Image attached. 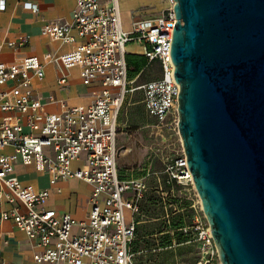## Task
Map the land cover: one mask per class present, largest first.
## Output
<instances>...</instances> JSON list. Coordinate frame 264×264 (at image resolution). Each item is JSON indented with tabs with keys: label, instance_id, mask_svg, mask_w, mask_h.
<instances>
[{
	"label": "built area",
	"instance_id": "obj_1",
	"mask_svg": "<svg viewBox=\"0 0 264 264\" xmlns=\"http://www.w3.org/2000/svg\"><path fill=\"white\" fill-rule=\"evenodd\" d=\"M7 2L0 0V11L7 9ZM169 3L159 15L132 13L127 27L121 0H76L71 22L45 25L53 40L79 42L63 54L49 52L43 58L27 55L8 61L3 58L4 51L20 52L29 45L30 36L0 42V222L12 221L35 242L37 262L135 264L134 242L141 223L138 216L151 171L147 168V173L139 175L134 168H120L119 135L134 95L142 91V103L156 119L159 134L166 141L181 137V88L171 55L175 1ZM25 6L39 11L35 4ZM133 45L139 46L137 53L149 62H158V78L139 83L141 74L129 76L127 54ZM48 64L58 67L57 82L63 87L68 83L67 71L79 68L84 85L100 87L94 101L70 105L54 93L41 94L34 81L46 80ZM54 104L59 110L48 109ZM19 162L47 172L51 186L74 178L88 183L87 218L77 220L69 212L48 208L51 190L24 184L15 175ZM154 175L160 193L175 192L177 198L189 201L192 227L211 243L213 237L210 227L206 228L184 148L168 156L165 168ZM173 213L166 211L168 224Z\"/></svg>",
	"mask_w": 264,
	"mask_h": 264
},
{
	"label": "water",
	"instance_id": "obj_2",
	"mask_svg": "<svg viewBox=\"0 0 264 264\" xmlns=\"http://www.w3.org/2000/svg\"><path fill=\"white\" fill-rule=\"evenodd\" d=\"M179 129L222 264H264V0H174Z\"/></svg>",
	"mask_w": 264,
	"mask_h": 264
},
{
	"label": "rangeland",
	"instance_id": "obj_3",
	"mask_svg": "<svg viewBox=\"0 0 264 264\" xmlns=\"http://www.w3.org/2000/svg\"><path fill=\"white\" fill-rule=\"evenodd\" d=\"M168 6L169 0H121L127 27L130 26L131 15L135 10L143 16H154L162 13ZM159 76L158 63L148 62L138 82L144 83ZM72 79L74 87L78 81L77 70L72 71ZM80 89L84 90L82 87ZM142 98L143 92H136L134 100L138 103L130 108L128 118L122 119L127 124L120 129L119 142L129 149L121 152V169L134 168L139 175L147 173V168L151 171V175L147 177L148 189L138 216L142 222L134 242L135 264H222L214 239L208 243L192 227L194 219L189 201L177 198L175 192L162 194L157 189L158 181L154 173L162 171L168 156L181 151L184 146L181 137L166 141L159 134L155 126L156 119L147 113L144 104L140 102ZM23 178L34 185H48L47 174L34 172L24 175ZM69 188L81 195L88 190V186L77 179L69 181ZM177 191L176 189V193ZM166 211L174 212L171 224L165 218ZM74 215L79 219L84 211L78 210ZM204 220L206 228H209L206 216Z\"/></svg>",
	"mask_w": 264,
	"mask_h": 264
},
{
	"label": "crops",
	"instance_id": "obj_4",
	"mask_svg": "<svg viewBox=\"0 0 264 264\" xmlns=\"http://www.w3.org/2000/svg\"><path fill=\"white\" fill-rule=\"evenodd\" d=\"M25 3L37 5L39 11L35 12L27 8ZM75 6L76 0H8L7 9L5 11H0V42L5 39H17L27 34L30 36V43L17 53L10 49H6L3 53V58L8 61H18L27 55H37L43 58L45 54L49 52L63 54L75 49L79 42L75 44H66L53 40L45 30V25L50 22H71ZM134 12H136V10ZM138 49L139 46L137 45L130 46L131 53H137ZM73 70H77L78 73V81L74 87H72ZM46 71V80L39 81L36 79L34 81L35 87L44 96H47L49 93H54L58 98L65 99L70 105H88L94 101L100 91L99 86L90 87L83 84L79 68L77 67L67 71L69 76L68 83L64 87L60 86L57 82L60 71L56 65L48 64ZM81 87L84 88V90L80 89ZM140 102L142 103V100ZM137 103L138 102L134 100L131 106H129L127 111L128 114L130 108ZM48 109L59 110V107L54 104L48 106ZM128 114L126 118H128ZM122 124L123 127H125L127 122L122 121ZM120 146L122 147L121 152L129 150L126 149L127 147L123 144H120ZM20 168L23 170L20 171ZM122 170L126 171L128 169ZM34 172L47 174L48 185L45 187L34 185L23 178L24 175ZM15 175L24 184L30 185L36 189L49 188L51 194L47 204L48 208L56 209L60 212H69L74 217V213L78 210H82L84 211V215L77 220H85L87 218L90 209L88 201L91 195V186L88 183L77 179L88 186L87 192L83 195L69 188V181L73 179L60 181L56 186H51L50 175L47 172H38L33 165H25L20 162L15 166ZM59 188L61 191L58 190ZM66 204H68V207ZM5 207H7V205H5ZM0 233L2 234L0 239V264H63L60 262H37L34 259V254L38 251L35 242L29 239L24 232L20 231L12 221L0 222Z\"/></svg>",
	"mask_w": 264,
	"mask_h": 264
},
{
	"label": "trees",
	"instance_id": "obj_5",
	"mask_svg": "<svg viewBox=\"0 0 264 264\" xmlns=\"http://www.w3.org/2000/svg\"><path fill=\"white\" fill-rule=\"evenodd\" d=\"M148 62H149L148 58L143 54L128 53L127 63L129 67V76L131 78H135L138 74L142 75V73L144 72L145 66L147 65ZM158 69L160 72L159 65H158ZM166 189H169V186H166Z\"/></svg>",
	"mask_w": 264,
	"mask_h": 264
},
{
	"label": "bare ground",
	"instance_id": "obj_6",
	"mask_svg": "<svg viewBox=\"0 0 264 264\" xmlns=\"http://www.w3.org/2000/svg\"><path fill=\"white\" fill-rule=\"evenodd\" d=\"M210 232H211V228H210ZM211 235H212V233H211Z\"/></svg>",
	"mask_w": 264,
	"mask_h": 264
}]
</instances>
